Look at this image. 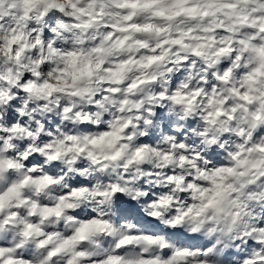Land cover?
<instances>
[{
  "label": "clouds",
  "instance_id": "obj_1",
  "mask_svg": "<svg viewBox=\"0 0 264 264\" xmlns=\"http://www.w3.org/2000/svg\"><path fill=\"white\" fill-rule=\"evenodd\" d=\"M0 264H264V0H0Z\"/></svg>",
  "mask_w": 264,
  "mask_h": 264
}]
</instances>
